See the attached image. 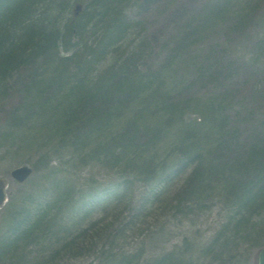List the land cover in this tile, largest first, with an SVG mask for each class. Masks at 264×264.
<instances>
[{"label": "rangeland", "instance_id": "1", "mask_svg": "<svg viewBox=\"0 0 264 264\" xmlns=\"http://www.w3.org/2000/svg\"><path fill=\"white\" fill-rule=\"evenodd\" d=\"M125 6L132 26L115 53L144 42L145 81L99 131L62 127L68 79L43 93L14 78L0 110V264H257L264 205L239 209L226 179L244 159L236 144L264 148V0ZM158 87L177 110L154 100ZM193 170L204 172L198 183Z\"/></svg>", "mask_w": 264, "mask_h": 264}, {"label": "trees", "instance_id": "2", "mask_svg": "<svg viewBox=\"0 0 264 264\" xmlns=\"http://www.w3.org/2000/svg\"><path fill=\"white\" fill-rule=\"evenodd\" d=\"M123 1L75 0L82 9L74 15L71 0H0V110L12 94L14 78L18 81L24 76L27 86L48 85L43 93L60 86L63 80L73 84L69 89L73 97L60 116L62 127L79 125L78 135L99 131L119 114L141 91L145 78L137 77L144 60V42L131 54L115 53V47L132 26L126 6L121 7ZM67 13L70 15L64 19ZM109 54L111 63L91 78L93 68ZM153 94L154 100L161 98L169 112L178 109L177 100L169 92L158 87ZM149 129H145L146 134ZM137 131V123L131 121L122 136L130 140ZM258 144H236L232 148L245 152L244 159L234 158V167L229 168L226 179L228 192L239 209H259L264 205V148ZM213 160L208 168L211 180L227 163L220 159L213 164ZM193 171L192 177H198L200 182L204 172Z\"/></svg>", "mask_w": 264, "mask_h": 264}, {"label": "water", "instance_id": "3", "mask_svg": "<svg viewBox=\"0 0 264 264\" xmlns=\"http://www.w3.org/2000/svg\"><path fill=\"white\" fill-rule=\"evenodd\" d=\"M80 9H81V5L76 4L74 8V13L77 14ZM4 198H5V193H4L3 187L0 186V203L4 200ZM257 262L258 264H264V247H262L259 250Z\"/></svg>", "mask_w": 264, "mask_h": 264}]
</instances>
